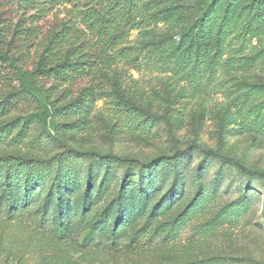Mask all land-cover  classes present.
I'll return each instance as SVG.
<instances>
[{"label": "rangeland", "instance_id": "rangeland-1", "mask_svg": "<svg viewBox=\"0 0 264 264\" xmlns=\"http://www.w3.org/2000/svg\"><path fill=\"white\" fill-rule=\"evenodd\" d=\"M207 2L187 0L172 32L189 26ZM69 9L57 5L31 18L36 11L0 0L6 40L21 18L37 27L24 68H33L43 36L70 20ZM158 27L160 39L167 36ZM165 66L125 68L124 93L139 111L127 112L112 95L51 116L39 101H23L0 117V157L23 160L0 164V264H264V179L204 153L264 170V123L247 113L264 100V26L257 33L233 29L212 69L208 60L189 76ZM17 87L11 69L0 64V94ZM63 183L69 191L58 199L66 194L68 211L59 225ZM88 234L94 242L85 244ZM135 236L146 239L132 255L110 257L104 249Z\"/></svg>", "mask_w": 264, "mask_h": 264}, {"label": "trees", "instance_id": "trees-1", "mask_svg": "<svg viewBox=\"0 0 264 264\" xmlns=\"http://www.w3.org/2000/svg\"><path fill=\"white\" fill-rule=\"evenodd\" d=\"M20 10L36 11L34 17H42L57 5L70 6V20H62L51 28L35 47L36 62L31 70L22 66L24 51L33 47L37 27L24 26L18 21L6 40L5 27H0V64L12 71L18 87L0 94V117L11 113L19 102L39 101L47 115L65 111H79L112 95L124 103L126 111H139L124 93L126 69L141 72L152 62L163 68L175 65L185 76L196 72L206 60L212 69L224 54L227 35L241 25L242 34L257 33L264 26V0H209L199 16L189 25L180 26L178 33L173 27L186 15L187 0H6ZM24 14V13H23ZM167 30L160 39L158 25ZM171 31V32H170ZM135 34L134 39L131 36ZM8 35V34H7ZM177 37V39H176ZM174 67V66H173ZM47 106L51 112L48 113ZM248 114L264 123V100L253 106ZM46 121V120H45ZM70 151L97 159H115L134 162L133 159L100 154L94 151ZM205 154L229 162L239 171L257 179H264V170H251L234 158L218 151ZM158 160L155 158L148 162ZM23 160L0 157V164ZM7 177H5L6 181ZM7 187V184H6ZM84 194L87 188H84ZM56 199V221L61 225L67 215L68 200L62 191H69L66 183L60 185ZM10 193L4 190V193ZM88 196V195H87ZM65 198V206L62 201ZM87 201V200H86ZM11 203V202H9ZM121 209L116 210V224ZM145 236H135L127 244L111 242L104 246L110 257H124L138 252ZM85 244L94 242L93 236L84 238Z\"/></svg>", "mask_w": 264, "mask_h": 264}]
</instances>
